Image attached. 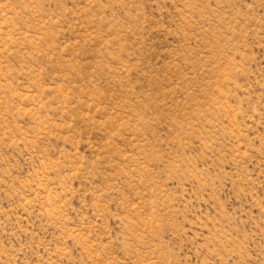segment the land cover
I'll return each mask as SVG.
<instances>
[{"label":"rangeland","instance_id":"obj_1","mask_svg":"<svg viewBox=\"0 0 264 264\" xmlns=\"http://www.w3.org/2000/svg\"><path fill=\"white\" fill-rule=\"evenodd\" d=\"M0 264H264V0H0Z\"/></svg>","mask_w":264,"mask_h":264}]
</instances>
